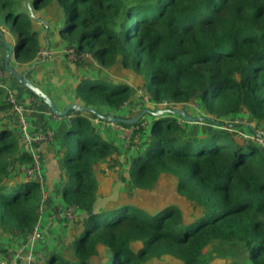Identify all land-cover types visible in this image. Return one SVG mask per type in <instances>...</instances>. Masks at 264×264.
<instances>
[{
    "label": "trees",
    "instance_id": "obj_1",
    "mask_svg": "<svg viewBox=\"0 0 264 264\" xmlns=\"http://www.w3.org/2000/svg\"><path fill=\"white\" fill-rule=\"evenodd\" d=\"M31 6H58L66 48L90 56L71 62L107 69L119 64L124 76L135 74L132 85L83 77L75 88L83 105L99 111L197 102L217 125L242 114L264 121V0H31ZM0 22L17 38L16 61L33 63L44 47L43 25L31 17L27 0H0ZM73 112L61 150L59 195L86 216L79 220L73 250L50 252L46 264H264V148L208 125H189L195 131L187 134L179 115L160 118L151 122L145 149L129 163L130 196L97 210L123 162L117 145L98 131L95 115ZM0 113L15 115L1 87ZM145 120L133 124L134 142ZM33 163L20 134L0 120L5 234H31L41 217V183L23 171ZM164 177L193 215L185 217L178 203L143 202Z\"/></svg>",
    "mask_w": 264,
    "mask_h": 264
},
{
    "label": "crops",
    "instance_id": "obj_2",
    "mask_svg": "<svg viewBox=\"0 0 264 264\" xmlns=\"http://www.w3.org/2000/svg\"><path fill=\"white\" fill-rule=\"evenodd\" d=\"M34 13L39 18L49 23L47 35L49 38V51L47 57L42 60L28 76L36 86L40 87L53 98L58 109H65L69 103L83 105V102L75 91V88L83 77L99 76V73L100 76L110 81H117L114 80L115 76L111 73L117 70L119 64H115V67L113 66L114 68L110 67L107 69L92 61H89L85 65H77L76 63L68 61L64 54L66 45L59 36L62 14L58 6H54L50 11L34 10ZM52 13L56 16H51ZM46 16H48V18ZM0 28L4 32L7 42L14 44L13 42L17 41L16 36L11 32L7 23L0 22ZM44 29V25L40 27L41 42L44 47L37 58L38 60L42 59V53L48 45ZM7 53L8 49L0 38V65L4 64V58ZM11 65L15 67L17 71L23 73L30 64L27 66L20 65L16 61V58L12 57ZM119 80L126 81L131 85L133 84L132 80L123 77ZM0 87L4 88L7 94L11 92L21 103L28 107V134L43 132H51L53 134L51 141L41 143L38 149L39 162L41 164V177L39 181L43 193H46L41 205V217L38 222L40 236L37 237L36 231L31 234H5L0 229V264H24L29 256H31V258L29 257L30 259H34L33 264H46L50 252L56 250L63 253L66 252L67 254L73 250L75 236L81 228V222L79 220L86 216L83 211H77V215L73 221L66 222L59 220L60 210L65 206V203L60 199L61 196L59 195L60 188L62 187L63 170L61 150L65 143L66 126L71 121L72 117L75 116V112L72 111L64 117L56 116L41 99L34 97L30 89L22 85L9 73L5 74L4 84ZM136 88L137 87H135V89ZM148 104L150 103H147V105L145 103V106L152 108L157 107V105ZM143 105L144 104H140L138 107L125 105L121 108L101 106L99 112L103 114L113 113L121 117H133L140 112V107L143 108ZM196 110L199 111L198 109ZM188 111L194 116H202L197 114L195 110ZM148 119L150 121V127L153 118L151 117ZM225 119L231 121L230 125L226 128L227 130L232 131L235 135L257 143L264 148V145L258 142L260 137L264 139V121L256 122V120L251 119L248 114L231 115ZM0 120L4 122L5 125H9L12 129L17 131L21 137L23 136V131L15 115L6 117L3 116V113H0ZM94 123L105 140L111 141L117 145L120 152L118 156L119 160L123 162L121 170L114 173L113 181L110 186L107 185V189L109 190L108 194L98 198L96 209L99 210L109 202L124 197L126 194L128 197L130 196L128 192L129 187L126 183L129 163L137 152L145 149L150 133L148 127L147 133L143 132L142 135L138 137L135 145H128L130 149L128 148L126 150L125 145L127 144L125 143L127 142L122 137L123 127L125 126L122 123V126L118 128L108 127L101 120L95 121ZM180 123L186 128L189 126L186 124L195 122H188L180 119Z\"/></svg>",
    "mask_w": 264,
    "mask_h": 264
},
{
    "label": "water",
    "instance_id": "obj_3",
    "mask_svg": "<svg viewBox=\"0 0 264 264\" xmlns=\"http://www.w3.org/2000/svg\"><path fill=\"white\" fill-rule=\"evenodd\" d=\"M27 6L29 7L31 17L33 19H35L36 21L42 23L45 26L44 33L46 35V42L48 45L46 46L45 51H43V53H42V56H43L42 59L41 60L37 59L32 64H30L23 73H20L19 71H17L15 69V67H13L11 65L12 57L16 58V52H17V48H18L17 41H15L16 44L15 43L10 44L9 42H7L5 34L2 31V29L0 28L1 41L3 42V44L8 49V53L6 54V56L4 58V66H5L6 71L10 75H12V77L17 79L22 85H24L25 87L30 89L31 92L34 95H36L39 99H41L56 116L64 117V116H67L72 111L87 112V113L95 115V117L100 118V119L105 120V121L113 122L115 124L125 123V124H129V125H133V124L137 123L139 120L146 117L147 114L152 115V117H153L152 122L153 123L156 120L163 118L164 114H169L168 116H170L172 114L173 115H179V116H181V118L183 120L188 121V122H200V121L206 120L207 117L194 116V115L190 114L187 106H184V107H174V106L159 107L158 106L155 108L144 107L136 116H133V117H121V116H117L113 113L103 114V113L99 112L97 109H95L94 107L82 105V104H78V103H69L65 109H63V110L58 109L53 98L50 95H48L45 91H43L40 87L36 86L28 76V74L40 62H42V60H44L48 55L49 38L47 35H48V31H49V23L47 21H45L44 19L39 18L34 13V9L31 6V0H27ZM6 20L8 21L7 18H6ZM208 118L210 119V121L218 124V122L215 120V118H213V117H208ZM69 123H71V121Z\"/></svg>",
    "mask_w": 264,
    "mask_h": 264
},
{
    "label": "built area",
    "instance_id": "obj_4",
    "mask_svg": "<svg viewBox=\"0 0 264 264\" xmlns=\"http://www.w3.org/2000/svg\"><path fill=\"white\" fill-rule=\"evenodd\" d=\"M64 54L67 57L68 60L75 62L78 58H82V60H87L90 58V56L88 54L79 56L77 55L76 51L73 48H66L64 50ZM6 71L3 67V65H0V86H3L4 84V77H5ZM138 93L143 96V99L145 101H149L148 97L144 96V93L142 90H139ZM8 98L9 101L12 103V110L17 118L18 124L20 126V128L23 131V143H24V147L25 150H27L28 152L32 153L35 159V163H33V165L30 166H25L23 167V171L26 177L32 178V179H38L40 180L41 177V164L39 162V145L41 143H46L51 141V139L53 138V134L51 132H43V133H38V134H28L27 133V128L29 126V121H28V107L21 103L11 92L8 93ZM73 118V117H72ZM103 121V123L105 125H107L108 127L111 128H118L121 127L122 124H115L113 122H109V121H105L102 120L100 118H94V122L95 121ZM146 120L143 121V124H145ZM134 131V126H126L123 127V136L129 140L131 137V133H133ZM260 144L264 145V139L262 137H260L259 141ZM44 195H46V193L44 192ZM77 209L74 206L71 205H65L64 207H62V209L60 210L59 213V220L61 221H73L77 215ZM36 231V235L37 237L40 236L39 230H38V224L35 227ZM31 258V256H29ZM27 258V261L24 264H31V261L33 259Z\"/></svg>",
    "mask_w": 264,
    "mask_h": 264
},
{
    "label": "rangeland",
    "instance_id": "obj_5",
    "mask_svg": "<svg viewBox=\"0 0 264 264\" xmlns=\"http://www.w3.org/2000/svg\"><path fill=\"white\" fill-rule=\"evenodd\" d=\"M13 43L16 44V42L14 41ZM121 68V67H120ZM119 67H117V70L112 72L111 74H113L115 77L114 80H117L116 82L120 81L119 79L121 77L125 78V79H128V80H131L132 76L135 77V74L134 73H131V75L129 76H124L123 75V72L125 70H122L120 69ZM98 75H100L98 73ZM109 76V75H108ZM150 105V104H148ZM159 106V105H158ZM157 106V107H158ZM173 106L175 107V105L173 104ZM179 106H187L188 107V110L192 111V110H195L197 112V114L199 115H202L204 117H207L205 122L204 121H200V122H195V123H188L186 125H194V127L196 128L197 126H204V127H207L208 126H211V127H214L216 129H219V130H225L231 123V121L228 119H223L222 121H224L225 123H228L227 125H217L215 123H213L212 121H210V119L208 118L207 115H205L203 109H201L199 107V105L197 104V102H193V103H189V105L187 104H181V105H178L177 107ZM146 107V106H145ZM196 109H198L199 111H197ZM201 110V111H200ZM204 115H203V114ZM88 114V113H87ZM91 115V114H90ZM169 114H164L163 117L164 119H167V116ZM151 118L152 115H149L147 114L146 115V118ZM146 119V122L145 124H143V127H144V132H146L148 130V127L150 125V121L149 119ZM153 118V117H152ZM94 119V118H93ZM221 120V119H220ZM219 120V122H220ZM153 121V120H152ZM234 125L236 126V123L234 122ZM126 127V126H125ZM234 127V126H233ZM195 130L194 129H190L189 127L186 128L185 132L187 134H191L192 132H194ZM147 133V132H146ZM145 133V134H146ZM133 133H131V137L129 140H127L124 136H123V133H122V137L123 139L126 140L127 145H125L126 147V150L129 148L128 145H135L136 142L135 141V138L132 137ZM141 136V135H140ZM124 140V141H125ZM41 145V144H40ZM39 145V147H40ZM133 148V147H131ZM134 148H137V147H134ZM39 149V148H38ZM130 149V148H129ZM141 199H143V202H146L147 204H149L150 206L153 205V206H156V205H159V204H163V203H170V202H173V203H178V205H180L181 209L183 210L184 214H185V217H190L191 215H193L194 213V210L192 208H190L184 201V199L179 196L175 190V187L173 185V182L172 180L169 178V177H164L161 181V183L153 190L152 193H149V192H146L145 195H143L141 197Z\"/></svg>",
    "mask_w": 264,
    "mask_h": 264
}]
</instances>
